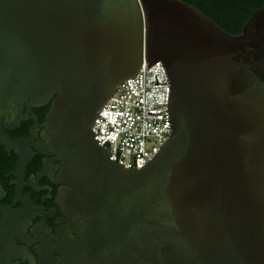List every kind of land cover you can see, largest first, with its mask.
<instances>
[{
    "label": "water",
    "instance_id": "95a60500",
    "mask_svg": "<svg viewBox=\"0 0 264 264\" xmlns=\"http://www.w3.org/2000/svg\"><path fill=\"white\" fill-rule=\"evenodd\" d=\"M143 51L164 68L171 132L128 169L90 128ZM263 76L264 7L230 34L181 0H0V96L54 97L81 234L116 264H264Z\"/></svg>",
    "mask_w": 264,
    "mask_h": 264
},
{
    "label": "flooded vegetation",
    "instance_id": "af4514ba",
    "mask_svg": "<svg viewBox=\"0 0 264 264\" xmlns=\"http://www.w3.org/2000/svg\"><path fill=\"white\" fill-rule=\"evenodd\" d=\"M53 98L33 107L0 96V264H116L111 247L81 234V196L48 121Z\"/></svg>",
    "mask_w": 264,
    "mask_h": 264
},
{
    "label": "built area",
    "instance_id": "2783aa9c",
    "mask_svg": "<svg viewBox=\"0 0 264 264\" xmlns=\"http://www.w3.org/2000/svg\"><path fill=\"white\" fill-rule=\"evenodd\" d=\"M147 63L143 51L137 76L117 85L90 128L93 135L97 133L94 139L100 141L98 144L108 150L110 159L128 169L141 168L171 132L164 68L158 61L147 70ZM160 111L163 112L156 115L148 113Z\"/></svg>",
    "mask_w": 264,
    "mask_h": 264
},
{
    "label": "trees",
    "instance_id": "16d2710c",
    "mask_svg": "<svg viewBox=\"0 0 264 264\" xmlns=\"http://www.w3.org/2000/svg\"><path fill=\"white\" fill-rule=\"evenodd\" d=\"M192 5L230 34H239L250 14L264 0H181ZM264 82V76L262 78Z\"/></svg>",
    "mask_w": 264,
    "mask_h": 264
}]
</instances>
